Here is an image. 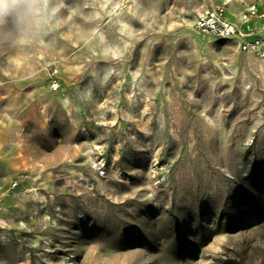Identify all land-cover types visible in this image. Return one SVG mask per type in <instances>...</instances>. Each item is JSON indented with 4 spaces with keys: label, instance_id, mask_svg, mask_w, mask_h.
Wrapping results in <instances>:
<instances>
[{
    "label": "rangeland",
    "instance_id": "374dc122",
    "mask_svg": "<svg viewBox=\"0 0 264 264\" xmlns=\"http://www.w3.org/2000/svg\"><path fill=\"white\" fill-rule=\"evenodd\" d=\"M206 8L238 34L197 31ZM3 9L9 264H264V0Z\"/></svg>",
    "mask_w": 264,
    "mask_h": 264
},
{
    "label": "built area",
    "instance_id": "2783aa9c",
    "mask_svg": "<svg viewBox=\"0 0 264 264\" xmlns=\"http://www.w3.org/2000/svg\"><path fill=\"white\" fill-rule=\"evenodd\" d=\"M257 13V5H252L248 12L244 15L245 21L248 23L250 19ZM194 26L197 31L215 35L219 37H233L238 34L239 27L229 19L224 17L221 8H206L195 19ZM249 26V24H248ZM243 49H253L264 56V38L257 37L252 43L244 42ZM1 209V208H0Z\"/></svg>",
    "mask_w": 264,
    "mask_h": 264
},
{
    "label": "crops",
    "instance_id": "0c3cea01",
    "mask_svg": "<svg viewBox=\"0 0 264 264\" xmlns=\"http://www.w3.org/2000/svg\"><path fill=\"white\" fill-rule=\"evenodd\" d=\"M4 223L2 222L1 213H0V264H9L7 254L8 248L7 243L5 247H2L4 241L7 239L8 232L3 228Z\"/></svg>",
    "mask_w": 264,
    "mask_h": 264
},
{
    "label": "clouds",
    "instance_id": "9594fccd",
    "mask_svg": "<svg viewBox=\"0 0 264 264\" xmlns=\"http://www.w3.org/2000/svg\"><path fill=\"white\" fill-rule=\"evenodd\" d=\"M35 3V0H11L12 6L16 5H26L28 7H31L32 4ZM3 0H0V15L3 14Z\"/></svg>",
    "mask_w": 264,
    "mask_h": 264
}]
</instances>
